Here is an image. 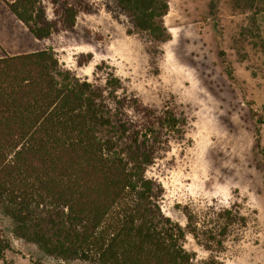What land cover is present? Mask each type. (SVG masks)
<instances>
[{
    "label": "rangeland",
    "instance_id": "obj_1",
    "mask_svg": "<svg viewBox=\"0 0 264 264\" xmlns=\"http://www.w3.org/2000/svg\"><path fill=\"white\" fill-rule=\"evenodd\" d=\"M40 7L52 33L33 44L52 47L62 67L112 103L113 73L126 103L137 99L158 114L168 106L187 119L185 134L169 137L146 175L174 221L186 227L188 212L200 232L228 228L222 246L190 232L185 246L198 259L213 253L225 264H264V0H170L166 41L138 30L117 0H40ZM70 7L78 11L71 28L63 21ZM125 112L147 120L136 106ZM14 227L0 204V264H92L47 254Z\"/></svg>",
    "mask_w": 264,
    "mask_h": 264
},
{
    "label": "trees",
    "instance_id": "obj_2",
    "mask_svg": "<svg viewBox=\"0 0 264 264\" xmlns=\"http://www.w3.org/2000/svg\"><path fill=\"white\" fill-rule=\"evenodd\" d=\"M169 1L117 0L138 30L159 41L170 37ZM8 5L36 38L51 35L40 0ZM77 12L65 10L67 27ZM107 87L114 103L62 67L52 47L0 57V204L15 233L47 254L92 264H225L213 253L198 259L185 242L190 232L222 246L228 225L200 232L187 212L182 226L165 215L162 188L146 175L169 137L185 134L187 119L168 106L158 114L137 99L126 103L115 95L123 82L113 73ZM128 106L147 120L135 121Z\"/></svg>",
    "mask_w": 264,
    "mask_h": 264
},
{
    "label": "crops",
    "instance_id": "obj_3",
    "mask_svg": "<svg viewBox=\"0 0 264 264\" xmlns=\"http://www.w3.org/2000/svg\"><path fill=\"white\" fill-rule=\"evenodd\" d=\"M14 1L0 0V57L43 49L33 44L34 41L40 44L42 39L36 38L8 5ZM29 42L33 44L31 48H28Z\"/></svg>",
    "mask_w": 264,
    "mask_h": 264
}]
</instances>
